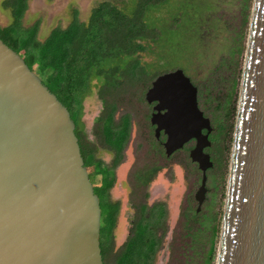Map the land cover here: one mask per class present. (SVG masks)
I'll return each mask as SVG.
<instances>
[{"label": "water", "instance_id": "water-1", "mask_svg": "<svg viewBox=\"0 0 264 264\" xmlns=\"http://www.w3.org/2000/svg\"><path fill=\"white\" fill-rule=\"evenodd\" d=\"M146 99L166 109L167 153L196 138L200 203L211 125L195 85L177 68ZM100 218L70 112L0 39V264H103ZM215 264H264V0L252 2Z\"/></svg>", "mask_w": 264, "mask_h": 264}, {"label": "rangeland", "instance_id": "rangeland-1", "mask_svg": "<svg viewBox=\"0 0 264 264\" xmlns=\"http://www.w3.org/2000/svg\"><path fill=\"white\" fill-rule=\"evenodd\" d=\"M3 1L0 0L1 26L8 25L12 19L10 9L3 6ZM100 1L102 0H28V7L23 15L22 23L24 26H29L38 21V36L43 38L51 28L66 26L72 20L75 9L77 10L78 18L86 20L90 10ZM110 1L122 4L124 0ZM207 1L210 6L207 15L204 16L207 20L199 25L194 39L192 35L184 38V35H181L179 30H177L179 33L175 35L170 34L169 30H167V24L163 20L166 17L165 10L153 12L149 22L153 27L159 29L160 37L152 44L150 52L141 54V60L147 62L149 71L153 72L154 77L157 74L180 68L194 80L203 95L207 93V95L220 94V96H227L226 100L221 99L222 104L225 105L226 101L232 110L227 120L223 115L225 113L223 108L217 111L213 117L214 126L224 122L228 127L227 133L224 132L216 140V145L221 151V157L224 160L221 163L223 166H221L222 168H220L219 172L224 175L221 178L222 181L217 179L216 182H209L210 187H213L214 183H216V189H213L214 194L212 195L210 188L199 212L193 214L197 205L193 199V193L199 185L200 173L185 156V153L178 152L175 154L172 160L166 162L167 168H161L158 172V177L154 178L155 180L152 182L151 191L155 190L156 192L158 190L162 192L158 197L168 202L169 210L171 211L167 219V227L165 226L164 228L168 232L162 233L163 244L155 253V260L157 259L156 261L161 264H204L205 254L211 246L213 227L217 226L218 232H220L221 228L226 197V191L222 188H225L224 184L227 182L225 180L228 178L232 157L241 71L249 28V21L243 26V15L245 12L249 14L250 20L253 0ZM172 3L173 1L171 0V9H173ZM168 9L170 10V8ZM239 30H243L242 41L244 43V50L239 55V62H236L237 57L234 56L228 66L222 65L218 68L222 57H229L228 50L233 45L231 37ZM35 72L40 73L39 70ZM238 74L239 77L237 76ZM233 75L237 76V84L232 87L230 86V81ZM154 77L147 80L144 77V79L139 80L135 84L126 83L123 88L118 89L112 95V97L118 99L115 120L117 121L124 113H129L131 117L130 136L124 149V161L126 162L127 172H124L125 174L122 175V178L116 177L115 182L116 185L118 184L117 179H121L125 191L119 186L114 191L110 189L112 199H124L120 217L125 223L133 212L127 200L136 204L140 201L142 195V189L139 190L138 194L135 192L134 172L143 166L158 167L164 162L158 155L153 154L151 149L153 144L152 137L145 136L146 124L145 116L143 115L148 107L144 101V94ZM101 110V101L98 98L96 88H93L92 93L83 101L81 121L86 140L92 142L96 148V157L108 163L111 160V153L107 151L108 147L103 141L100 130V121L96 119L101 114ZM99 179L100 176L98 175L96 182H99ZM172 189L179 191L174 202H170V200L174 199V197H171L173 195H170ZM173 194L175 195L174 192ZM125 198L127 199L126 201ZM189 203L191 206L190 214L194 215V220L190 218L185 221L178 217L176 213L178 208L187 207ZM190 224H192V229L187 232L185 227ZM116 240L114 241L116 242ZM218 241L219 233L215 255L217 254ZM116 246L115 244L113 245L114 248H117ZM215 261L216 257L212 264H215Z\"/></svg>", "mask_w": 264, "mask_h": 264}, {"label": "trees", "instance_id": "trees-1", "mask_svg": "<svg viewBox=\"0 0 264 264\" xmlns=\"http://www.w3.org/2000/svg\"><path fill=\"white\" fill-rule=\"evenodd\" d=\"M172 1L173 9L170 7L171 0H124L122 4L102 0L90 10L86 20H80L75 9L72 20L66 26L51 28L43 38L38 36V21L29 26L22 23L28 0L3 1V6L10 9L12 19L8 25H0V39L20 53L31 70H39L37 74L42 83L67 107L75 123V135L85 166L96 162L93 148L86 142L81 121L83 101L93 88H96L102 104L101 114L97 118L101 122V131L107 143L115 148L116 159L120 157L129 135L130 123L128 115L122 116L119 123L114 121L118 99L112 95L126 83L135 84L144 77L146 80L154 77L147 62L141 60V54L150 52L152 44L160 37L159 29L149 22L151 14L165 10L166 17L163 20L170 34L175 35L180 31L184 38L192 35L193 39L199 25L207 20L204 17L210 9L207 0ZM248 21L249 14L245 12L243 26ZM242 33L243 30H239L231 37L233 45L228 50L229 57H222L218 68L228 66L234 56L239 62V55L244 50ZM237 76L231 77L230 86L237 84ZM99 171L106 178L107 171L102 168ZM109 185L110 180H105L101 188L94 189L101 196L100 206L103 211H107L102 212L103 223L100 226L102 256L117 211L116 205L106 208L104 202ZM139 233L145 236L140 238ZM218 233V227L214 226L204 264H212L215 260ZM139 240L143 244L153 245L154 234L137 232L127 251L133 249L140 253Z\"/></svg>", "mask_w": 264, "mask_h": 264}, {"label": "flooded vegetation", "instance_id": "flooded-vegetation-1", "mask_svg": "<svg viewBox=\"0 0 264 264\" xmlns=\"http://www.w3.org/2000/svg\"><path fill=\"white\" fill-rule=\"evenodd\" d=\"M159 74H157L154 79L158 76ZM189 78H191L190 76H188ZM153 79V80H154ZM152 80V81H153ZM191 82L193 83V85H195L196 87V100H197V106L198 108L202 111L203 116L207 117L210 121V125H211V130L208 133V140H209V145L203 147L202 151L204 153H207L209 155V159L211 161V166L207 167L204 171V175H205V192H204V198L203 200L199 203V201L196 198V193L201 185V179L203 177V171L201 170V168L199 167V163L197 161L192 160L191 158V151L194 149V147L196 146V138L192 137L188 140H186L181 147H178L174 150H172L170 153H167L166 151V147H165V142L167 140V133L165 131V129L162 127H159V124L157 122V120L159 119V117L166 112L165 108H161L158 109L157 105H158V100L154 99L152 101H147L146 99V92L147 90L151 87V83L150 85L147 87L145 94H144V101L147 104V111L144 113L143 116H145V124H146V134L145 136H151L152 140H153V144L151 146V149L153 150V154L155 153L156 155L159 156V158H162L164 160V162H162V165L155 167V166H143L141 167L138 171L134 172L133 174V178L135 180L134 183V187H135V192L138 194L140 191V189H142V195H141V199L139 202H137L136 204L133 203L132 201H128L125 198V201L127 200V203L129 204V206L132 208L133 212L132 214L128 217V221H126V223L124 222V220L121 219V209H122V201L123 200H117V199H112L111 198V192L110 189H112V191L115 190V188L117 189V187L119 186L122 190H124L123 186H122V182L121 179H117V183L115 185L116 182V177L122 178V175H124V172H127L126 170V162L124 161V149L125 146L128 142L129 136H130V130H131V117L129 113H124L122 114L118 120H115V113H114V121L116 123L120 122V119L122 116L124 115H128L129 116V135L120 151V157L118 158V160L116 159V150L115 148H113L111 145H109L107 143V141L105 140V137L103 136L102 133V137H103V141L105 142V144L107 145V151L109 153H111V160L110 162H105V160L101 159V158H97L96 154H95V146L92 142H89L88 140H86V142L89 144V146L91 148H93V154H94V160H96V162L91 163L90 165H87V172H88V176L90 181L93 184V189L96 188H101V186H103L105 180H110V185L108 186L107 190H106V196H105V204L107 205L106 208L108 206L111 205H116L117 206V211L115 214V221H114V226L112 231L110 232V234L108 235L107 241L105 242V246L106 251L102 256V261L103 264H161L159 261L155 260V253H157V251L159 250V248L161 247V245L163 244V240H162V233L166 232L164 230L165 226L167 227V219L168 216L170 215L169 213L171 212L170 206L168 204V202L161 198L158 197L160 195V191H151V185L152 182L155 180L154 178L158 177V172L161 168H167V164L166 162H168L169 160H172L174 155L177 154L178 152H183L185 153V156H187V158L191 161L192 164L195 165L196 170L198 171V173H200V182L198 187L196 188V190L193 193V199L194 201H196L197 205L194 208L193 214H195V212H199V210L201 209L202 204L205 202L206 200V196L211 188L212 190V195L214 194V190L216 189V183H214L213 187H210V183L216 182L217 179L221 180V178H223V173L219 172L220 168H222L221 163L224 161L221 157L222 153L221 151L218 149V146L216 145V140L219 138V136L223 135L224 132L227 133L228 131V127L227 124L223 123H219V124H215V126L213 125L214 122V115L216 114L217 111L222 110V108L225 110V113L223 114L225 119L227 120V117L230 116L231 113V108L230 106L227 105V102L225 101V105L222 104V100L227 99V96H223L220 94L219 95H214V94H202L199 90V86L196 85V83L194 82V80L191 78L190 79ZM151 81V82H152ZM220 104V106L218 107V105ZM117 108H118V104H117ZM117 110V109H116ZM102 111V110H101ZM116 112V111H115ZM99 116V115H98ZM97 116V118H98ZM96 118V119H97ZM98 121V120H97ZM100 130H101V122H100ZM144 133V132H143ZM201 133L205 134L206 133V129L202 128L201 129ZM81 152V151H80ZM84 160V159H83ZM100 168H102V170H106L107 171V175L106 178L104 176L103 173H101L99 170ZM100 176L99 182H96V177ZM229 176V174H228ZM228 178H226L225 181ZM210 182V183H209ZM115 185V186H114ZM225 188L224 191H226L227 189V182L224 184ZM125 191V190H124ZM116 192V191H115ZM173 192L175 193V195L173 194ZM179 191H177L176 189H172L171 190V194L173 195L171 197H174L173 200H170V202H174L175 198L178 196ZM99 197V205H100V201H101V196L96 193ZM127 197V196H126ZM170 197V198H171ZM101 209V218H100V226H102V212H107V211H103L102 207L100 206ZM191 211V206L190 203L188 204V206L186 207H182V208H178L176 215H178V217H180L182 220L188 221L190 218L191 220H194L193 217L194 215L190 214ZM175 214V213H174ZM192 224L186 226V230L187 232L191 231L192 229ZM115 232V234H114ZM137 232H153L154 234V244H143V242L141 243L139 240V243L141 244L140 249L141 252L136 253L134 252V250L132 249V251L128 252L127 250L129 249L130 243L132 240L135 239L136 237V233ZM168 232V231H167ZM194 232V231H193ZM140 238L144 237L145 235L142 233H139ZM166 236V235H165ZM139 238V239H140ZM115 239L116 242L114 241ZM145 240V239H144ZM150 242V240H148V243ZM117 245V248H114L113 245ZM139 245V244H138ZM101 248V246H100ZM114 249V250H113ZM118 251V252H117ZM113 252V253H112Z\"/></svg>", "mask_w": 264, "mask_h": 264}]
</instances>
